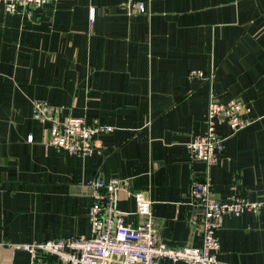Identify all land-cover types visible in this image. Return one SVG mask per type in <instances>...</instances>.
<instances>
[{"label":"crops","instance_id":"1","mask_svg":"<svg viewBox=\"0 0 264 264\" xmlns=\"http://www.w3.org/2000/svg\"><path fill=\"white\" fill-rule=\"evenodd\" d=\"M210 95L242 100L251 123L217 128L224 147L206 170L186 144L205 129ZM36 99L60 120L112 127L98 136L102 150L45 147ZM96 175L145 191L171 249L201 242L188 203L194 179L208 176L219 201L264 197V0H55L16 14L0 3V264H58L12 245L88 236ZM118 208L133 212V199L120 196ZM218 239L221 264H264V207L225 216Z\"/></svg>","mask_w":264,"mask_h":264},{"label":"built area","instance_id":"2","mask_svg":"<svg viewBox=\"0 0 264 264\" xmlns=\"http://www.w3.org/2000/svg\"><path fill=\"white\" fill-rule=\"evenodd\" d=\"M55 0H0L7 14H16L27 8L40 7ZM143 12L142 3L131 7ZM89 21L94 18L89 10ZM190 77H201L192 70ZM249 108L239 99L218 101L210 95L207 103L205 129L191 138L186 151L194 161L202 162L206 170L219 163V153L224 138L217 128L224 124L231 134L248 126ZM59 110L43 100L32 101V116L47 124L48 139L45 147H53L72 155L87 157L102 150L98 138L112 131V127L88 121L84 117L68 116L60 120ZM29 141L31 137H28ZM91 206L88 210L89 235L46 240L40 243L12 245L25 251L31 260L56 259L58 264H162L163 259L183 264H221L218 258L220 244L218 232L225 216H238L245 212H257L264 207V197L252 201L241 194H231L225 201L212 197L208 176L194 179L188 191V203L192 209L191 221L200 236L198 247L184 246L171 249L166 246L155 229L151 214L152 201L145 191H134L126 180L112 179L104 182L96 175L91 183ZM120 196L131 198L135 208L127 212L118 208ZM139 218L136 223L126 221V216Z\"/></svg>","mask_w":264,"mask_h":264}]
</instances>
